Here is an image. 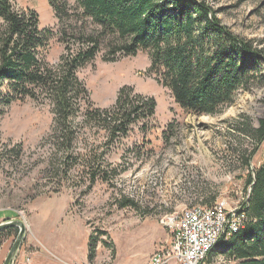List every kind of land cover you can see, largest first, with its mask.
Listing matches in <instances>:
<instances>
[{
	"label": "rangeland",
	"instance_id": "obj_1",
	"mask_svg": "<svg viewBox=\"0 0 264 264\" xmlns=\"http://www.w3.org/2000/svg\"><path fill=\"white\" fill-rule=\"evenodd\" d=\"M201 1L212 7L217 19L232 34L250 42L254 49H264V0ZM12 4L16 10L36 12L40 28L52 30L43 58L49 66L57 65L73 41L71 33L80 29L82 23L73 20L61 31L47 0H14ZM63 29L67 30L66 35ZM93 30L89 24L87 32ZM149 67V55L139 52L115 62H105L99 54L79 69L77 76L94 109L111 108L123 87H132L135 94L153 98L157 109L145 136L139 130L140 124L135 125L127 138H121L118 147L108 143L100 127L86 124L72 145L73 153L80 156L72 169L73 177L68 180L55 177V169L50 168V160L60 159L63 154L45 142L54 126L51 103L43 98H27L0 107V211L7 210L6 216L12 215L10 211L16 212L31 234L27 220L34 200L68 195L73 213L98 241L100 255L96 264H112L116 256L114 264H146L155 241L159 238L157 245L171 239L169 229L161 221L166 216L179 215L187 206L204 204L205 199L196 192L208 190L205 203L210 204L231 189H246L251 168H258L264 156V144L256 146L252 136L264 119V86L238 91L233 102L215 116H198L186 114L171 93L148 73ZM76 122H82L79 113ZM170 123L172 128L167 130ZM254 149L247 166L241 154L246 153L248 158ZM93 153L104 155L106 172L104 180L96 178L94 183L89 177L90 166L102 162H97ZM97 171L103 174L101 168ZM228 176L232 181L227 180ZM127 199L134 201L133 207L121 206ZM16 236L8 240L11 243L2 252L0 264ZM5 239L4 232L0 243ZM30 252L36 251L32 248ZM41 252L62 261L47 249L40 248ZM212 263L237 264L221 255L206 262Z\"/></svg>",
	"mask_w": 264,
	"mask_h": 264
},
{
	"label": "trees",
	"instance_id": "obj_2",
	"mask_svg": "<svg viewBox=\"0 0 264 264\" xmlns=\"http://www.w3.org/2000/svg\"><path fill=\"white\" fill-rule=\"evenodd\" d=\"M13 1L0 0V107L27 98L51 103L54 126L45 142L49 148L63 151L60 159L50 160L55 177L63 180L73 177L80 154L73 153L72 145L86 124L100 127L108 143L118 147L135 125L140 124L145 136L156 118V101L135 94L132 87L121 88L111 108L92 107L77 73L99 54L103 61L115 62L146 52L148 73L186 114L215 116L233 102L238 91L264 86V49H254L250 42L232 34L205 1L47 0L61 31L73 20L82 23L71 33L73 41L55 66L43 58L52 30L41 29L37 13L16 10ZM89 24L92 32H87ZM63 30L66 35L67 30ZM78 113L80 123L76 122ZM252 136L256 146L264 144V119ZM255 151L248 158L241 154L247 166ZM93 156L102 163L90 166L92 183L106 175L104 155ZM100 168L103 174L97 171ZM253 173L254 178L250 174L247 180L252 184L247 226L221 242L209 258L221 255L237 264H264V156ZM196 195L206 202L208 190ZM121 206L133 207L134 201L124 200ZM97 244L90 236L91 264L97 256Z\"/></svg>",
	"mask_w": 264,
	"mask_h": 264
},
{
	"label": "built area",
	"instance_id": "obj_3",
	"mask_svg": "<svg viewBox=\"0 0 264 264\" xmlns=\"http://www.w3.org/2000/svg\"><path fill=\"white\" fill-rule=\"evenodd\" d=\"M251 193L252 184H247L246 189H231L210 204L187 206L177 216H166L161 223L171 239L156 245L148 264H206L221 242L247 226Z\"/></svg>",
	"mask_w": 264,
	"mask_h": 264
},
{
	"label": "crops",
	"instance_id": "obj_4",
	"mask_svg": "<svg viewBox=\"0 0 264 264\" xmlns=\"http://www.w3.org/2000/svg\"><path fill=\"white\" fill-rule=\"evenodd\" d=\"M71 204H73L71 197L60 194L34 200L33 205L28 209L30 217L27 220L31 234L27 231L25 239L16 253L14 264H91L88 259L90 235L84 227V222L73 213ZM4 212L7 210L0 211V223L9 219H18L16 212L14 214L13 211H10L12 215L9 216L4 215ZM35 212L37 214L33 216ZM4 232L7 234V239L0 243V257L4 249L11 243L8 240L16 234L15 230H5ZM157 242H159V238L155 241V247ZM32 248L35 249V253L30 252ZM40 248L56 254L62 261L45 257L43 251L40 253ZM154 250L147 258L146 264ZM98 255L100 254H97L93 264H96L99 259ZM116 260L117 256L112 264Z\"/></svg>",
	"mask_w": 264,
	"mask_h": 264
},
{
	"label": "water",
	"instance_id": "obj_5",
	"mask_svg": "<svg viewBox=\"0 0 264 264\" xmlns=\"http://www.w3.org/2000/svg\"><path fill=\"white\" fill-rule=\"evenodd\" d=\"M8 229H16L18 233L3 264H14L16 253L27 234V225L24 221L18 219H9L0 223V232Z\"/></svg>",
	"mask_w": 264,
	"mask_h": 264
},
{
	"label": "bare ground",
	"instance_id": "obj_6",
	"mask_svg": "<svg viewBox=\"0 0 264 264\" xmlns=\"http://www.w3.org/2000/svg\"><path fill=\"white\" fill-rule=\"evenodd\" d=\"M202 119H208V117L207 116H203V118Z\"/></svg>",
	"mask_w": 264,
	"mask_h": 264
}]
</instances>
